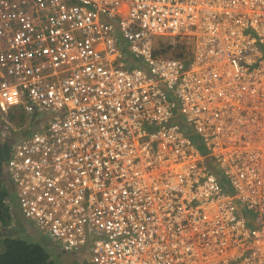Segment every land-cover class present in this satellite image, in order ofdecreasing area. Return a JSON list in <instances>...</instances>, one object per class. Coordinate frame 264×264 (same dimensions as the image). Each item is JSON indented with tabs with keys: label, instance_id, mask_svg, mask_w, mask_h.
<instances>
[{
	"label": "built area",
	"instance_id": "1",
	"mask_svg": "<svg viewBox=\"0 0 264 264\" xmlns=\"http://www.w3.org/2000/svg\"><path fill=\"white\" fill-rule=\"evenodd\" d=\"M0 112L45 118L5 169L65 253L264 264V0H0Z\"/></svg>",
	"mask_w": 264,
	"mask_h": 264
},
{
	"label": "crops",
	"instance_id": "2",
	"mask_svg": "<svg viewBox=\"0 0 264 264\" xmlns=\"http://www.w3.org/2000/svg\"><path fill=\"white\" fill-rule=\"evenodd\" d=\"M36 125H31L29 128L31 130H35ZM26 134V131H20L13 133L14 137H20ZM7 143V140H3V145ZM1 144V140H0ZM1 182L4 183L5 187L9 191V196H7V200L4 201L6 206L9 207L11 213V222L9 226L6 228L4 233L3 229H0V241L3 239L1 237V233L8 236H13L15 238H19L21 240H25L27 243L37 244L44 247L46 252L49 254L50 259L54 262V264H86L84 262V257L81 253H65L59 244L52 242L49 240L47 235L42 231H37L27 221H25L20 215L19 209L13 204V199L11 196V183L4 169V165L2 164V175ZM33 226V227H32ZM2 247V243H0V250Z\"/></svg>",
	"mask_w": 264,
	"mask_h": 264
},
{
	"label": "trees",
	"instance_id": "3",
	"mask_svg": "<svg viewBox=\"0 0 264 264\" xmlns=\"http://www.w3.org/2000/svg\"><path fill=\"white\" fill-rule=\"evenodd\" d=\"M7 147L0 150V229L4 233L11 222V213L5 202L9 191L1 182L2 164L6 158ZM216 170V168H214ZM6 199V200H5ZM0 241V264H54L47 250L37 244L27 243L25 240L13 236L4 235ZM46 250V251H45Z\"/></svg>",
	"mask_w": 264,
	"mask_h": 264
},
{
	"label": "clouds",
	"instance_id": "4",
	"mask_svg": "<svg viewBox=\"0 0 264 264\" xmlns=\"http://www.w3.org/2000/svg\"><path fill=\"white\" fill-rule=\"evenodd\" d=\"M155 46V49H156V53H158V54H160V50H158V44L156 45H154ZM159 47L160 48H162L163 46H161V44H159ZM166 48H167V50H168V53L164 56L165 58H167V59H170V58H175V57H178L176 54V52H172L171 50H170V48L168 47V46H166ZM161 55V54H160ZM162 56V55H161ZM4 113L3 112H0V115H3ZM8 114V113H7ZM21 114V113H20ZM9 116H11V113H9ZM8 116V117H9ZM38 117L39 116H37V117H34V115H31V120H30V123H27V124H20V126H19V130H14L13 131V133H15V132H20V131H26V134H24V135H22V136H20V137H14V135H13V133L12 134H8V132H7V130L5 131V133L7 134H5V135H1L2 136V138H1V144L0 145H2L1 146V148H0V150L1 149H3V148H5V147H7V152H6V158H5V160H4V169H5V164H6V161H7V159H8V156H9V152H10V150H11V147L14 145V143L17 141V140H19L20 138H22V137H24V136H28V135H30L31 133H33V132H35V131H39L40 129H41V126H42V124H43V122L45 123V118H40L41 120H38ZM177 121L181 124V125H183L184 123H183V120H182V118L180 117V116H178L177 115ZM34 120H36V122H35V124L33 123V121ZM31 125H36L35 127V130H31L29 127L31 126ZM12 135V136H11ZM4 139H6L7 140V143L5 144V145H3V140ZM200 150V149H199ZM200 152V151H199ZM200 153H204V151H202V152H200ZM5 171H6V169H5ZM7 174V173H6ZM8 176V175H7ZM9 178V177H8ZM11 183V182H10ZM11 196H12V199H13V204L17 207V204H16V200H15V194H14V191H13V186H12V184H11ZM18 208V207H17ZM19 212H20V210H19ZM20 215H21V213H20ZM23 218V217H22ZM25 220V219H24ZM26 221V220H25ZM28 222V221H27ZM28 223H30V222H28ZM89 253V250L88 249H85V251L84 252H82L81 254L83 255V254H88ZM84 257V256H83ZM84 262L87 264V261H86V258L84 257Z\"/></svg>",
	"mask_w": 264,
	"mask_h": 264
},
{
	"label": "rangeland",
	"instance_id": "5",
	"mask_svg": "<svg viewBox=\"0 0 264 264\" xmlns=\"http://www.w3.org/2000/svg\"><path fill=\"white\" fill-rule=\"evenodd\" d=\"M168 39L169 38H167L165 36H154L153 37V42H154V45L157 42H159L161 44V46H166L167 42H168ZM7 113H4L3 115H0V140L2 138L1 135H5L6 134L5 133L6 129H9V134H12L13 133L12 128H17V127L20 126V124L30 123V120H31V114H27L26 115L24 113L19 114V112H16V114L12 113L11 116H9V113L8 114ZM38 120H41V119L38 118ZM35 122H36V120L33 121L34 124H35ZM1 146L2 145H0V148H1ZM198 147L200 149V152L205 151V148H204L203 145H199ZM30 224L33 225L32 223H30ZM33 228L35 230L39 231L38 228H36L35 226Z\"/></svg>",
	"mask_w": 264,
	"mask_h": 264
},
{
	"label": "bare ground",
	"instance_id": "6",
	"mask_svg": "<svg viewBox=\"0 0 264 264\" xmlns=\"http://www.w3.org/2000/svg\"><path fill=\"white\" fill-rule=\"evenodd\" d=\"M167 53H168V50H167L166 46H163V47L160 49V54H161L162 56H165ZM169 60H172V58H170Z\"/></svg>",
	"mask_w": 264,
	"mask_h": 264
}]
</instances>
